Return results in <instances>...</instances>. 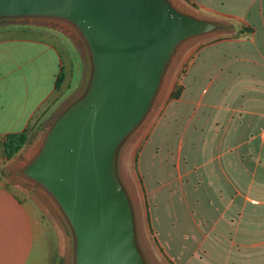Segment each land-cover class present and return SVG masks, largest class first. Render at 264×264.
Instances as JSON below:
<instances>
[{"label": "crops", "instance_id": "0c3cea01", "mask_svg": "<svg viewBox=\"0 0 264 264\" xmlns=\"http://www.w3.org/2000/svg\"><path fill=\"white\" fill-rule=\"evenodd\" d=\"M187 3V11L230 26L189 39L187 55L175 56L172 65L186 61V88L171 97L175 88H161V129L154 140L144 133L125 143L119 164L126 154L130 171L122 160L119 172L137 227L140 205L153 202L145 215L155 222L161 264H264V0ZM62 50L39 35L0 37V264H49L47 232L55 256L65 250L67 225L55 204L12 173L41 136L32 130L9 159L2 147L55 92Z\"/></svg>", "mask_w": 264, "mask_h": 264}, {"label": "water", "instance_id": "95a60500", "mask_svg": "<svg viewBox=\"0 0 264 264\" xmlns=\"http://www.w3.org/2000/svg\"><path fill=\"white\" fill-rule=\"evenodd\" d=\"M22 18L71 27L89 71L20 176L60 212L71 234V264H150L119 172L121 150L151 110L180 46L224 24L172 0H0V20Z\"/></svg>", "mask_w": 264, "mask_h": 264}, {"label": "rangeland", "instance_id": "374dc122", "mask_svg": "<svg viewBox=\"0 0 264 264\" xmlns=\"http://www.w3.org/2000/svg\"><path fill=\"white\" fill-rule=\"evenodd\" d=\"M178 7L184 10H188L189 0H172ZM217 21H221L219 19H215ZM224 27L228 29L230 26L228 23H224ZM219 32V31H217ZM215 32L214 35L220 34ZM22 34H34L39 35L43 38L52 40L56 45H59L63 50L61 51V57L64 63V71L66 73V78L60 84V86L53 92V94L39 107L35 115L33 116L30 122V128L33 130V136L36 138L42 137L46 128L52 121V119L76 96H78L85 85L89 64L85 51L84 44L79 37V35L67 24H64L55 20L48 19H4L0 20V37H12L19 36ZM224 34V33H223ZM227 34V33H225ZM188 41L183 43L176 56L178 55L179 61L181 57L187 55ZM179 61L172 65L171 63L163 84L161 88H175L174 91L170 94V97L177 96L179 88H186L185 85V70H186V61L183 65L178 67ZM178 88V89H177ZM160 94V93H159ZM158 94V96H159ZM161 97H157L151 110L147 114L146 118L143 122L138 126L133 135L129 140L134 136V138H138L142 136V134L147 133L145 139L149 137V139L154 140L157 132L160 131L163 122L161 119L158 121V117L161 113L158 111L161 103ZM167 114H165L166 116ZM170 115V114H169ZM168 127H171L170 121ZM149 135V136H148ZM136 136V137H135ZM143 139V141L145 140ZM128 140V141H129ZM141 139V142H143ZM126 154L122 156V160H124L123 170L125 174L127 171H130V167H126ZM125 159H124V158ZM199 157V156H198ZM122 160H120V168L122 165ZM186 163V162H185ZM131 170L134 169L136 173L139 170L140 162L133 158L131 161ZM125 168V169H124ZM10 173V172H9ZM14 176L19 179H23L20 176L19 171L12 172ZM140 176V175H139ZM138 176V177H139ZM140 182H142L140 180ZM138 192V189H136ZM145 193V191L143 190ZM144 198L147 200L153 201V198H147L144 195ZM140 199V197H139ZM151 206V207H150ZM140 216L141 223L138 227V240L142 250L145 253L146 258L150 264H161L162 261H159V254L157 253V238L155 234V222L154 220H149L148 213L145 215V211H148V208L151 209L153 207V202L149 205L146 203L145 205H140ZM153 212V211H152ZM147 218H146V217ZM62 221V220H61ZM65 222V221H64ZM49 237L45 235V250L47 252L46 258H42L44 261H48L49 264H71L72 263V239L70 230L67 227L66 236L67 240L65 241V250L61 248V253H57L55 256V252L57 251V243L56 238L53 233L47 232ZM59 238V237H58ZM44 250V247H43ZM55 257V258H54ZM54 259V260H53ZM53 260V261H52Z\"/></svg>", "mask_w": 264, "mask_h": 264}, {"label": "trees", "instance_id": "16d2710c", "mask_svg": "<svg viewBox=\"0 0 264 264\" xmlns=\"http://www.w3.org/2000/svg\"><path fill=\"white\" fill-rule=\"evenodd\" d=\"M63 80H64V70L63 67L61 66L57 74V78L55 80V90L60 86ZM31 131L32 130L29 124L26 128L22 130L11 131L4 135L2 140V147H3L4 157L6 159L13 157L21 149V147L26 143L29 133Z\"/></svg>", "mask_w": 264, "mask_h": 264}]
</instances>
